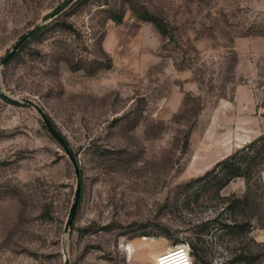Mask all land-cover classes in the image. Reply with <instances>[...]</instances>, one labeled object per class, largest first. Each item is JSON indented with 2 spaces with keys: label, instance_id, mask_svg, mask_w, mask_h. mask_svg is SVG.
I'll list each match as a JSON object with an SVG mask.
<instances>
[{
  "label": "rangeland",
  "instance_id": "374dc122",
  "mask_svg": "<svg viewBox=\"0 0 264 264\" xmlns=\"http://www.w3.org/2000/svg\"><path fill=\"white\" fill-rule=\"evenodd\" d=\"M67 1L0 0V264H155L195 237L240 264L264 199L231 238L209 220L245 179H193L264 130V0Z\"/></svg>",
  "mask_w": 264,
  "mask_h": 264
},
{
  "label": "trees",
  "instance_id": "16d2710c",
  "mask_svg": "<svg viewBox=\"0 0 264 264\" xmlns=\"http://www.w3.org/2000/svg\"><path fill=\"white\" fill-rule=\"evenodd\" d=\"M146 20L152 21L160 34H166L167 29L159 18L144 17ZM264 171V135L259 134L252 138L242 146L235 148L229 154L217 160L213 166L206 170L202 175L193 179L194 181H202L199 185V190H196V199L200 195L201 190L211 189L213 193L218 196L219 191L232 179L237 177H243L246 181V188L242 195L238 196L231 194L230 196L224 197L227 200L224 202L225 206L222 207V211L218 216H214L211 220L212 223H218L219 228L222 230V234L237 237L242 235L248 237V233L252 228L251 217L247 216V208L251 205H256L257 198L264 199V180H262L261 172ZM260 180V189L258 196L252 191V183L255 185ZM255 208V207H253ZM259 208V215L262 221V227H264V201H262ZM224 212L238 213L241 219L234 218L230 222L220 221L219 215ZM249 241L254 243L256 246H261L259 249L244 245L240 247H234L229 257L228 262H236L240 264H255L262 257H264V243L254 241L249 238ZM190 253L193 257L192 264H213L208 254V249L204 244L202 238L195 237L190 239L188 242Z\"/></svg>",
  "mask_w": 264,
  "mask_h": 264
},
{
  "label": "water",
  "instance_id": "95a60500",
  "mask_svg": "<svg viewBox=\"0 0 264 264\" xmlns=\"http://www.w3.org/2000/svg\"><path fill=\"white\" fill-rule=\"evenodd\" d=\"M70 2L67 1L66 3H64L56 12H58L59 10H61L62 8H64V6ZM19 45V42L17 44H15L12 49L2 58L1 60V64H5L7 62V60L14 54V52L16 51V48L17 46ZM23 102L25 103H28L30 105H32L33 107H35V109L38 111V113L40 114V116L42 117L43 121H44V124L46 125V127L53 133V135L59 140L61 141V138L60 136L56 133V131H54V129L51 127L49 121L47 120L43 110L40 108V106L30 100V99H22ZM67 151V150H66ZM72 163L74 164V161L72 160V157L70 155V153L67 151ZM75 167V166H74ZM75 173H76V187H75V191H74V196H73V201H72V204H71V207H70V210H69V214H68V217H67V221H66V224H65V229L68 228V226L70 225L71 221H72V218H73V215H74V211H75V208H76V204H77V201H78V198H79V193H80V181H79V175H78V171L77 169L75 168Z\"/></svg>",
  "mask_w": 264,
  "mask_h": 264
},
{
  "label": "built area",
  "instance_id": "2783aa9c",
  "mask_svg": "<svg viewBox=\"0 0 264 264\" xmlns=\"http://www.w3.org/2000/svg\"><path fill=\"white\" fill-rule=\"evenodd\" d=\"M155 264H191V253L188 244L179 245L176 250L161 252Z\"/></svg>",
  "mask_w": 264,
  "mask_h": 264
},
{
  "label": "crops",
  "instance_id": "0c3cea01",
  "mask_svg": "<svg viewBox=\"0 0 264 264\" xmlns=\"http://www.w3.org/2000/svg\"><path fill=\"white\" fill-rule=\"evenodd\" d=\"M261 133H264V130H260V132H259L258 134H261ZM249 139H250V138L246 139V141H244V142H248ZM239 145H240V144H238V146H239ZM238 146H237V147H238ZM229 152H230V150H228L226 153H224V154H222V155H219V156H217V157H215V158L209 160L208 163H211V164L214 163L215 161L219 160V159L222 158L223 156L227 155ZM261 176H262V180H264V171H262Z\"/></svg>",
  "mask_w": 264,
  "mask_h": 264
},
{
  "label": "bare ground",
  "instance_id": "6f19581e",
  "mask_svg": "<svg viewBox=\"0 0 264 264\" xmlns=\"http://www.w3.org/2000/svg\"><path fill=\"white\" fill-rule=\"evenodd\" d=\"M142 238H143V237H142ZM150 245H152V244H150ZM178 247H179V246L169 247V248H167L166 250H176ZM129 250H130L129 253L131 254V251H133V250H132V247H129ZM166 250H165V251H166ZM162 252H163V251H162ZM159 254H160V253H159ZM159 254H156V255H155V258H156Z\"/></svg>",
  "mask_w": 264,
  "mask_h": 264
}]
</instances>
